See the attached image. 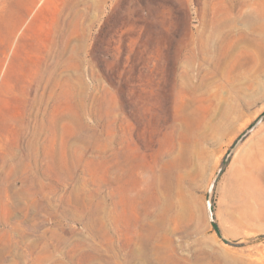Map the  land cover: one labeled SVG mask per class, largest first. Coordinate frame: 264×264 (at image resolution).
Segmentation results:
<instances>
[{
  "label": "rangeland",
  "instance_id": "obj_1",
  "mask_svg": "<svg viewBox=\"0 0 264 264\" xmlns=\"http://www.w3.org/2000/svg\"><path fill=\"white\" fill-rule=\"evenodd\" d=\"M262 113L264 0H0V264H264Z\"/></svg>",
  "mask_w": 264,
  "mask_h": 264
},
{
  "label": "bare ground",
  "instance_id": "obj_2",
  "mask_svg": "<svg viewBox=\"0 0 264 264\" xmlns=\"http://www.w3.org/2000/svg\"><path fill=\"white\" fill-rule=\"evenodd\" d=\"M261 150L262 149L258 151L259 153L249 156L246 169L237 173V179L251 191H254L257 188V177L254 174V170L257 168V166L264 167V149L262 151Z\"/></svg>",
  "mask_w": 264,
  "mask_h": 264
},
{
  "label": "water",
  "instance_id": "obj_3",
  "mask_svg": "<svg viewBox=\"0 0 264 264\" xmlns=\"http://www.w3.org/2000/svg\"><path fill=\"white\" fill-rule=\"evenodd\" d=\"M264 118V113H262L247 129H245V131L240 135V137L236 140V142L234 143V145L231 147L230 151L228 152L227 157L232 153L233 149L238 145V143L251 131L253 130L259 123L260 121ZM221 171V167L218 168L216 176L219 174V172ZM216 178V177H215ZM215 178L213 179L212 183H211V187L212 184L215 180ZM208 212H209V217L211 220H213L212 214H211V207H210V203H208Z\"/></svg>",
  "mask_w": 264,
  "mask_h": 264
}]
</instances>
